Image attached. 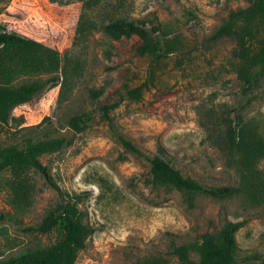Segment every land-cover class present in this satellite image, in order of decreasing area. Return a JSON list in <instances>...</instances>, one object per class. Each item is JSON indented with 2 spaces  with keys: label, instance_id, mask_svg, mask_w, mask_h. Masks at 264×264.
Returning <instances> with one entry per match:
<instances>
[{
  "label": "rangeland",
  "instance_id": "1",
  "mask_svg": "<svg viewBox=\"0 0 264 264\" xmlns=\"http://www.w3.org/2000/svg\"><path fill=\"white\" fill-rule=\"evenodd\" d=\"M86 1L0 0V31L33 38L82 65L81 76L68 71L65 99L63 61L55 73L60 84L17 105L9 123L0 122V146L30 137L69 139L40 156L47 176L30 171L33 198L27 208L16 205L15 175L0 172V259L55 242L60 230L25 227L40 223L60 203L76 201L93 232L75 264H135L153 256L182 264L174 245H185L199 262L203 235L218 234L229 220L242 223L235 234L237 264H264V190L189 196L154 182L148 160L119 138L160 154L207 188H240L238 158L211 138V127L232 124L264 137V63H256L264 57L262 2L123 0V9L112 12L122 0H99L93 9H86ZM231 13H239L232 31L219 35ZM115 15L143 22L162 48L143 53L146 41L139 35L106 32L103 26ZM93 20L96 28L76 40L78 29ZM255 73L258 80L248 83ZM137 88L138 98L128 94ZM116 102L110 119L103 118L100 106ZM83 112L92 120L76 131L68 121ZM258 169L264 182V158Z\"/></svg>",
  "mask_w": 264,
  "mask_h": 264
},
{
  "label": "trees",
  "instance_id": "2",
  "mask_svg": "<svg viewBox=\"0 0 264 264\" xmlns=\"http://www.w3.org/2000/svg\"><path fill=\"white\" fill-rule=\"evenodd\" d=\"M260 10L264 13V0H260ZM113 5L112 12L121 10L124 1ZM99 6V0H87L86 9ZM259 8L257 9V11ZM239 13H231L229 20L223 24L218 34L231 32L235 18ZM85 14H82V24ZM86 28L80 27L76 40L93 31L96 21H86ZM84 23V24H85ZM88 24V26H87ZM110 34H137L146 41L142 52L154 53L162 48L161 38L152 39L150 31L145 24L136 19H128L115 15L114 19L103 26ZM65 61L66 75L61 82L60 99H65L70 91L71 82L68 81V71L81 76V60L78 58H63L61 53L50 46L33 38L20 35L7 30L0 31V122L9 123L12 110L34 96L43 93L47 89L60 84L55 73L59 72ZM264 63V57L256 63ZM258 80L257 74L248 75V83ZM135 98L140 96L137 89L128 93ZM119 102L103 104L100 106L102 117L109 120L110 110ZM92 120L90 112L72 116L69 125L79 131ZM211 138L221 139L223 149L229 150V155L238 158L241 170V186L207 188L195 178L186 177L180 169L173 166L160 154H147L131 139L119 134L124 146L145 157L150 163L151 174L156 183L169 184L185 194L191 196L199 192L226 197L238 190H264V182L258 169V161L264 158V137L257 131L242 127L238 131L229 124L220 129L218 124L212 125ZM69 143L66 136L51 137L46 139L27 138L23 144H9L0 146V172L9 169L16 178L13 184V192L18 207L27 208L33 198V184L30 171L40 172L47 176L46 167L41 163L40 156L60 150ZM240 221H227L218 234L206 233L199 242L200 261L191 259L188 248L185 245H174L173 253L178 256L182 264H237L236 253L238 250L236 232L241 227ZM30 231L50 233L60 230L59 238L48 245L28 247L19 253L0 259V264H75L79 252L86 247L87 240L93 232L92 226L84 219V214L78 207V202L68 201L60 203L50 210L36 225L25 227ZM135 264H167L164 258L147 257Z\"/></svg>",
  "mask_w": 264,
  "mask_h": 264
}]
</instances>
